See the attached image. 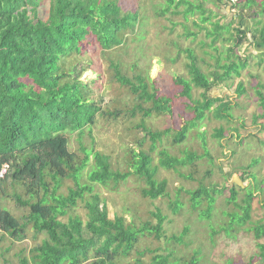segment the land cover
<instances>
[{"label":"trees","instance_id":"1","mask_svg":"<svg viewBox=\"0 0 264 264\" xmlns=\"http://www.w3.org/2000/svg\"><path fill=\"white\" fill-rule=\"evenodd\" d=\"M206 1L217 8H254L253 18H264V0H236L235 3V0ZM125 3V0H0V257L12 250L16 242L28 238V232L32 231L33 237H44L30 249L29 259L22 257V264H85L87 260L91 261L89 264H212L204 247L205 242L215 247L219 237L232 240L243 231L247 236L251 235L258 252L252 254L248 261L227 260L222 264H264V243L260 242L264 238V210L261 219L252 220L256 192L264 197V176L259 175L257 170L263 156L249 146L250 140L256 139L264 149V138L260 133L243 134L245 125L241 123V117H234L231 113V102L207 95L210 89L221 85L232 74L239 76L240 69L247 66L246 57L236 56L234 49L228 48L226 56H222L225 63L215 64L218 69L210 72L211 79L201 70L191 48L183 49L189 58L187 70L190 79L179 77L176 81L182 88V96L189 101L194 117L171 135L173 144L184 142L191 129L199 128L207 112L213 113L216 119L227 123V126L220 124L213 129L214 138L220 146H227L222 140H231L229 155L235 154L238 158L239 152H243L241 150H254L255 154L249 157L248 163H239L229 172H224L218 165V180L209 182L206 180H211L212 169L217 166L207 168L202 178H197L199 171L194 170L199 161L207 160L210 165L213 164L215 159L209 152L199 155L198 152L184 150L182 157H175L162 150L159 164L154 165L151 153L163 136L170 133V129L151 131L145 126L144 117L171 112L170 99L157 95L155 80L143 74L142 70L131 77L126 76L122 72L125 62L121 59L115 62L108 56L115 47L125 48L128 35L135 33L144 22L140 9H129L124 6ZM181 5L185 8L180 12ZM256 6L260 7L259 10H255ZM178 13L185 19L199 14L200 24L197 21L193 23L200 29L207 28L201 24L209 22L211 29H207L206 35L211 36L210 44L221 37L222 31H230L231 22L221 25L219 21H211L217 14L212 8L205 7V0L198 3L192 0H164L155 17L167 18V14ZM237 16L241 21L245 20L244 14L238 13ZM253 25L255 27L250 32L257 48L264 51V20H256ZM185 28L187 36H197L187 26ZM236 31L237 42L241 44L249 31L244 29L243 23ZM93 37L98 42L95 47L101 48V51L97 50L93 55L95 60L91 61L101 59L108 62L104 70L103 67L95 69L111 75L142 102L129 109V114L133 118L142 113L143 119L137 126L147 133L151 141L146 148L145 138L139 139L140 151H131V166L124 172L112 168L109 155L93 150L81 141L85 130L91 133L97 118L106 115L98 103L89 98L92 92L90 84L81 80L84 72L93 65H84L74 59L82 53L81 42ZM144 38L140 34L139 42ZM229 40V36L223 38L225 42ZM133 56H136L135 49ZM258 86L264 89L262 83L258 82ZM194 88L204 90L202 101L192 96ZM236 92L238 96L245 92L243 83H238ZM257 94L264 111V94L258 88ZM147 103L149 107L145 106ZM217 103L218 106L211 111ZM119 112L108 111V114L116 117ZM257 118L264 119V112L252 115V122L258 127L256 129L262 132L264 125L257 123ZM232 119L240 122L231 125L229 120ZM74 133L80 144L79 151L83 153L82 158L70 148V135ZM197 136L204 139L205 131ZM91 154L94 156L93 164L88 163ZM86 167L89 169L84 182L82 172ZM159 167L174 170L183 179L193 182V187L178 188L174 198L168 202L172 215L163 214L153 203L155 211H151V215L157 219L156 224L145 221L137 226L118 213L110 216L107 200L93 192L95 184L104 187L112 183L117 187L130 175H136L147 185L141 190L144 198L154 200L168 196V178L159 180L156 177ZM184 168L186 172L182 170ZM189 168L193 170L190 173ZM237 171V180L242 183L249 180L248 186L243 187L234 181L232 176ZM67 179L75 183L65 194L60 189ZM7 184L23 190L22 194L14 192L13 200L17 206L26 207L24 215H16L3 204L1 194L10 197L5 194ZM181 191L187 195L185 200L179 197ZM218 199L221 200L220 207H216ZM186 201L190 203L186 210L196 221L186 219L190 223L185 224L180 232L174 231L163 237V225L167 220L171 223L176 216L186 218V212L181 213L182 208L187 206ZM80 206L84 208L85 215L78 212ZM202 221L206 233L192 228L195 227L193 224ZM190 233L197 234V247H191L196 239L190 237ZM146 235L153 236L157 243L162 244L141 248V239ZM24 251L21 249L19 254ZM147 254H151L149 262H144ZM128 257L134 258L133 261L128 262Z\"/></svg>","mask_w":264,"mask_h":264},{"label":"rangeland","instance_id":"2","mask_svg":"<svg viewBox=\"0 0 264 264\" xmlns=\"http://www.w3.org/2000/svg\"><path fill=\"white\" fill-rule=\"evenodd\" d=\"M192 1L195 3L203 2V0ZM125 2L124 6L127 8H139L142 12L144 18L141 20L144 19V22L143 25H139L142 30H139V27L135 33H130L128 35V43L125 42V48H123L124 46L115 47L112 49L114 51L108 53V56L115 62L120 61V59L125 62L122 72L126 76L131 77L136 74L137 71L142 70L143 74L155 80L154 88L157 95L170 99L169 105L171 112L161 116L152 115L150 117H144V124L151 131L170 129V133L163 136L161 143H158L156 150L151 153L153 156V164H159V153L162 150L167 151L171 156L175 157H182L184 150L195 151L198 152L199 155L209 152L212 158L215 159L213 160V164L210 165L207 160L199 161L198 167L194 169L199 171L197 178H202L207 168H214L217 166V168L212 169L214 173L211 176V180H206V182H209L218 180V165L222 166L224 172H229L233 166L236 167L239 163H243L244 165L248 163L251 159L249 157L255 154L254 150H241L243 152H239V158L235 154L229 155V146L232 144L229 141L231 140H227V142L222 140L224 145L227 146H220L213 136V129L215 127H218L220 124L227 126V123L216 119L213 113L210 112H207L206 118L201 122L199 128L191 129L188 132L184 142L173 144V132L180 129L186 121L194 117V112L189 107V101L182 96V88L177 84L176 80L179 77L190 79L187 70L189 58L183 49L191 48L197 57V63L201 67V70L211 78L212 75L210 72L218 69L215 68V64L217 62L224 64L225 59L222 56H226V50L228 48H233L236 56H241L243 59L246 57L247 66L240 69L241 74L239 76L237 74H232V76L228 80L223 81L221 85H216L214 88L210 89L207 95L209 97L222 98L223 101L229 100L231 102L233 106L231 113L234 117H241V123L245 125L243 134L260 133L262 138H264V131L261 132L257 130L256 128L258 127L252 122V115L258 116L264 112L257 94V88L264 94V89L258 86V82L264 85V51L257 48L253 33L250 32L251 29L255 27V25H253L255 21L264 20V18L254 19V8L241 10L239 8L237 10L236 8L232 10L230 7L223 6L217 8L211 2L205 0V7L212 8L213 13L217 14L212 17L211 21H219L221 25L231 22L229 33L222 31L221 37L216 40V42L210 44L212 39L211 36L206 35V31L207 29H211V24L207 22L201 24L203 27L207 28H197L193 23V21H197L200 24L199 14L197 13L193 16H188L186 19L181 13L175 15L167 14V18H160L155 16L156 12L162 7V4H164V0H125ZM235 2L236 0L233 3ZM184 8V5H181L179 11L181 12ZM259 8V6H256L255 10H259ZM238 13L244 14L245 20L241 21L237 16ZM234 18L235 21H233ZM168 19L172 21V24ZM240 23H243L244 29L247 32L249 31V33L247 37L244 38L243 42L238 44V33L236 29L240 27ZM185 26H187L190 31L197 33V36L195 38L187 36L185 34ZM140 34H143L146 39L144 38L145 40L139 42L138 39ZM256 35L258 36V33H256ZM228 36L231 40L227 42L223 41V38H228ZM81 43L82 53L76 57L74 56V59L82 62L84 65H88V63L93 65V68H88V70L84 72L81 80L90 84L92 92L89 94V98L94 99L101 107V111L106 113L105 116H99L97 118L96 126L91 130V133L85 130V134L82 136L81 141L87 147L109 155L114 170L119 169L123 172L127 171L133 159L131 151H140L139 139L142 137L145 138L146 143L144 145L146 148H148L147 146L151 142L147 133L141 129V127L137 126L143 119L142 113H137L133 118H131L129 114L131 111L129 109H132L137 102L141 101L136 99L127 87L120 85L117 81L112 79L111 75L95 69V67H103L104 70L108 64L106 60L101 59L91 61L95 60L93 55H95L96 51H101V48L95 47L98 44L95 37ZM136 48L139 50H136ZM134 49L136 56H133ZM180 50L182 51L179 52ZM215 50L218 51L216 52ZM221 52L223 53L220 54ZM142 54H144V56H142ZM139 56H141V58H139ZM230 59L235 60L233 57H230ZM226 61L228 60L226 59ZM219 72L223 73V70L219 69ZM240 82L243 83L245 92L238 96L236 89ZM203 92V89L194 88L192 96L196 100L202 101ZM218 104L219 103L213 105L211 111H214ZM145 106L149 107L150 104L147 103ZM116 110L120 111L116 117H112L108 114V111ZM256 120L257 123L261 122V124L264 125V119L257 118ZM229 121L231 125H236L240 122L239 120L236 121L233 119ZM203 131H205V136L204 139H201L197 135ZM250 142L251 144H249V146L258 150L260 155L263 156L262 163L257 166V170L259 175L264 176V149L258 145L256 139H251ZM79 147L80 144L76 133L70 135V148L77 151L79 157L82 158L83 153L79 151ZM238 151H240V149H238ZM224 155H229V157ZM93 161L94 156L91 154L88 163L93 164ZM88 169L89 167H86L82 172V180L84 182L87 181L86 173ZM182 170L186 172V168ZM188 171L190 173L193 170L189 168ZM238 176L239 173L237 171L232 176L234 181L236 180L243 187L249 185V180L242 183L240 179L237 180ZM156 177L159 180L168 178V196L159 197L154 200L151 198H144L141 195V190L147 187V185L136 175H130L128 178L121 181L117 187H114L112 183L104 187L95 184L93 192L98 193L107 200L108 209L111 213L110 216L114 213H118L119 215H123L128 222L134 221L137 226L142 225L145 221H151L153 224H156L158 222L157 219L151 215V211H155V206H158L163 214L172 215L168 207V202L174 198L178 188L182 186H185L187 189L193 187V182L183 179L174 170H166L159 167ZM74 183L75 181L72 179L65 180L60 192L66 194L68 188L73 187ZM14 192L22 194L23 190L21 188H12L11 185L7 184L5 194L10 197L1 194L3 204L16 215H24L27 213V209L26 207L17 206L13 200ZM89 195L86 194V197H89ZM179 197L181 200H185L187 195L181 191ZM263 199L264 197L261 196L260 192H256L252 209V220L254 221L261 219L263 216ZM220 201L221 200L218 199L216 207H220ZM189 204L190 203L186 201L187 206L182 208L181 213L183 214L186 212L185 219L176 216L174 222L170 223L168 220L166 221L163 225V237H168L171 232L174 231L180 232L185 224L195 220L193 219L194 216H189V212L186 210ZM78 212L81 215H85V210L82 206H80ZM193 226L195 227L192 228L199 229V232H207L205 225H203V221L199 224H193ZM189 236L196 239L193 244H191V247H197V234L192 235V233H190ZM27 237L28 238L20 242H16L12 250L6 252L4 256H1L0 264H22V257L26 256L29 259L30 249L35 244L39 243L44 236L38 235L37 237H33V232L29 231ZM141 240V248L147 245L154 248L162 244L157 243L153 236L149 235L142 237ZM260 242L264 243V238L261 239ZM204 247L209 253V261L210 263L212 262V264H222L227 260H233L235 262L248 261L252 254L258 252V248L254 245L251 235L247 236L243 231H240L235 239L229 240L222 236L217 240L215 247L211 246L209 242H205ZM21 249L25 251L20 255ZM150 256L151 254H147L143 258V261L149 262ZM133 259L134 258L128 257L127 261L131 262ZM90 262V260H87L85 264H89Z\"/></svg>","mask_w":264,"mask_h":264}]
</instances>
